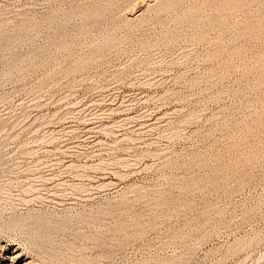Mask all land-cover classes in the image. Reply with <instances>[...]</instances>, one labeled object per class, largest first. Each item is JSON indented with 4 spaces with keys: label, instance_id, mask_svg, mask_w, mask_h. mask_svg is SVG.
Segmentation results:
<instances>
[{
    "label": "rangeland",
    "instance_id": "obj_1",
    "mask_svg": "<svg viewBox=\"0 0 264 264\" xmlns=\"http://www.w3.org/2000/svg\"><path fill=\"white\" fill-rule=\"evenodd\" d=\"M167 1L0 0L3 264H264V0Z\"/></svg>",
    "mask_w": 264,
    "mask_h": 264
},
{
    "label": "bare ground",
    "instance_id": "obj_2",
    "mask_svg": "<svg viewBox=\"0 0 264 264\" xmlns=\"http://www.w3.org/2000/svg\"><path fill=\"white\" fill-rule=\"evenodd\" d=\"M178 1H180V0H178ZM178 1L177 0H170L169 2L167 1L166 3H164V4H160V7L162 6V8L165 6V7H168V6H170V4L171 5H174V4H177L178 3ZM194 1V0H193ZM197 1H199V0H197ZM196 1V2H197ZM246 0H200L199 2L201 3V5H203L202 4V2L206 5V3L207 2H210V5L212 4L215 8L216 7H221V5H228V4H231V6H230V8H232L233 7V5L232 4H234V6L236 5V7L238 6V5H240V4H243L244 2H245ZM174 2H177V3H174ZM181 2V1H180ZM198 2V3H199ZM251 2V1H250ZM172 3H174V4H172ZM196 4V3H194L193 5L195 6L196 5V7H198L200 4ZM254 3V2H253ZM208 4V3H207ZM248 4V3H247ZM148 5H149V3H148ZM150 5H152V4H150ZM149 5V6H150ZM157 5V4H156ZM200 5V6H201ZM147 6V5H146ZM149 6H147V7H149ZM192 6V5H191ZM193 6V7H194ZM212 6V7H213ZM229 6V5H228ZM227 6V9L229 8ZM164 7V8H165ZM241 7V6H240ZM97 7H95L94 9H92V11L89 13V14H91V15H93L94 17H97L101 12V10H98V9H96ZM149 8H151V7H149ZM222 9H224L223 7H221ZM87 10H89V8L87 9ZM215 10V9H214ZM218 10H221L220 8L218 9ZM84 11H86V10H84ZM89 12V11H88ZM87 12V13H88ZM86 13V12H85ZM227 14V13H226ZM92 16V17H93ZM212 16V15H211ZM225 16V15H224ZM93 17V18H94ZM220 17H221V15H220ZM227 17V16H226ZM224 18V17H223ZM133 19L134 18H130V19H128V20H130V21H133ZM249 21V20H248ZM237 23V22H236ZM245 24V23H244ZM246 25V24H245ZM253 26V25H252ZM258 26H259V24H258ZM247 27V26H246ZM261 28V27H260ZM243 29H244V26H243ZM248 29H249V27H248ZM255 30V29H254ZM257 30V29H256ZM245 32V31H244ZM252 32V31H251ZM240 33V32H239ZM238 33V34H239ZM204 38V37H203ZM221 45V44H220ZM244 47V46H243ZM246 47V46H245ZM224 48H226V47H224ZM237 48V47H236ZM235 48V49H236ZM242 48V47H241ZM240 49V48H239ZM254 49V48H253ZM243 50V49H242ZM242 50H240V53H241V51ZM252 50V49H251ZM219 51H221V47L219 46V47H216V48H213V49H211V50H208V52L206 53V57H208V58H212V57H216V55L219 53ZM222 51H224V49L222 50ZM236 51H237V49H236ZM245 51H246V49H245ZM232 52V51H231ZM239 52V51H238ZM237 52V53H238ZM243 52L244 51H242V54H243ZM255 52V51H254ZM236 53V52H235ZM239 53V54H240ZM250 53H251V51H250ZM257 53V52H256ZM256 53H255V55H256ZM92 56L93 55H88L87 56V60H90L91 58H92ZM263 57V56H262ZM256 58V57H255ZM80 67V64H74L72 67H71V69L72 70H76V69H78ZM212 70H214V69H212ZM213 74V73H212ZM262 80V79H261ZM261 83H262V81H261ZM70 112V111H69ZM67 113H68V111H67ZM252 121H253V119H252ZM255 122V121H254ZM106 128V127H105ZM253 128V127H252ZM251 129V128H250ZM251 131V130H250ZM102 160V159H101ZM99 161V160H98ZM103 161V160H102ZM202 162V161H201ZM124 163V162H123ZM71 165V164H70ZM78 165V164H77ZM96 165V164H95ZM100 165V164H99ZM91 166V165H90ZM102 167V166H101ZM65 169V168H64ZM63 169V170H64ZM84 172V171H83ZM78 173V172H77ZM66 182V181H65ZM111 181H109L108 182V184L110 183ZM72 183V182H71ZM77 183V182H76ZM74 184L73 183V186H76L77 188L79 187V186H83V184L81 183H77V184ZM100 183V182H99ZM62 184V183H61ZM102 184V185H101ZM103 184H105V182H102V183H100L99 185H101V186H103ZM57 185V184H56ZM85 185V184H84ZM31 186V185H30ZM75 187V188H76ZM80 188V187H79ZM5 192V188H2V187H0V192ZM89 217V215H85L84 216V218H88ZM90 218V217H89ZM49 219V218H48ZM63 223V225H67V222L66 221H64V222H62ZM5 225H7L8 227H11V228H13V227H16V226H28V229H27V233L29 234V235H27V238L29 239V237L32 239V241H34V246H33V248L31 247V249L33 250V251H36V253L37 254H41V257H44V256H46V257H49L48 255H50L51 253H50V246H52V244H55L56 242L55 241H53L50 237H49V234H50V231H48V226H46V224L45 223H43V222H41L40 221V216H38V215H34V214H23V213H21V214H19V215H17L16 217H13L12 219H10L9 218V220H7V221H5V223H4ZM35 237H39V238H35ZM64 243H65V245L68 247V248H72L73 247V243L72 242H68V241H64ZM14 252H16V253H14ZM20 252L19 253H17V251H13L12 252V255H10V260H11V263H9V264H16L17 262H18V258H20ZM0 257H3V255L0 253ZM14 259H16V260H14ZM14 260V261H13ZM29 263H31V260L30 261H24V262H22L21 264H29ZM49 263H51V264H53V262H49ZM0 264H3V261H0ZM55 264V263H54Z\"/></svg>",
    "mask_w": 264,
    "mask_h": 264
}]
</instances>
